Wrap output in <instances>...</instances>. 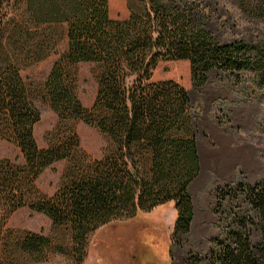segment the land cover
I'll return each mask as SVG.
<instances>
[{
  "label": "trees",
  "instance_id": "obj_1",
  "mask_svg": "<svg viewBox=\"0 0 264 264\" xmlns=\"http://www.w3.org/2000/svg\"><path fill=\"white\" fill-rule=\"evenodd\" d=\"M139 2L137 10L129 2L128 18L113 19L109 0H26V31L68 27V48L38 88L23 77L17 59L1 50L0 39V139L17 146L23 158L0 159V264H39L55 253L83 264L95 231L168 202L177 210L174 238H188L194 216L189 187L200 173V156L188 91L174 80H153L159 62L188 61L195 88L219 70L231 86L264 98V0H233L259 29L251 40L226 42L206 28L195 1ZM4 26L0 19V30ZM39 54L29 55V63L45 57ZM84 62L96 67L90 108L77 92L78 65ZM39 94L57 114L44 147L34 134ZM80 122L105 139L100 159L81 146ZM60 161L67 162L63 182L47 196L36 181ZM25 207L50 218L57 237L11 227V216ZM215 211L225 216V226L214 240L211 264H264V181L219 188ZM198 260L188 255L186 264Z\"/></svg>",
  "mask_w": 264,
  "mask_h": 264
},
{
  "label": "rangeland",
  "instance_id": "obj_2",
  "mask_svg": "<svg viewBox=\"0 0 264 264\" xmlns=\"http://www.w3.org/2000/svg\"><path fill=\"white\" fill-rule=\"evenodd\" d=\"M140 0H109L110 16L126 19L130 16L129 2L134 10ZM174 1L177 5L186 0ZM195 1L206 15V28L219 40L253 39L258 29L244 18L233 0ZM26 0H6L0 8V19L5 26L0 30L1 50L17 59L24 78L38 88L48 77L53 63L68 48L66 24L41 26L30 32L24 29ZM28 33H31L29 35ZM46 42V49H39ZM37 52L45 55L35 63L28 59ZM39 54V55H40ZM30 55V56H29ZM94 63L78 65L77 92L90 108L97 92ZM153 80H174L189 94L191 125L197 146L204 152L200 158V173L191 183L189 192L193 204V220L188 238H174L177 210L173 202L151 211L139 212L134 218L112 222L89 237L88 253L83 264H186V258H199V264H211L214 240L222 235L225 216L215 211L216 195L225 185H253L264 181V98L249 96L245 89L233 87L219 70L210 73L208 83L199 88L192 84L190 63L186 60L161 61L153 73ZM41 119L34 127L38 144L47 145L45 134L57 122V114L42 94L35 101ZM81 146L94 159H100L106 146L99 131L83 122L77 126ZM200 156V155H199ZM0 159L22 163L20 149L0 139ZM66 161L55 163L37 179V187L47 196L54 195L63 182ZM228 207V202L226 203ZM9 225L16 229L43 232L57 237L58 231L46 215L27 207L17 210ZM257 243V237H253ZM39 264H72L69 256L51 255Z\"/></svg>",
  "mask_w": 264,
  "mask_h": 264
},
{
  "label": "bare ground",
  "instance_id": "obj_3",
  "mask_svg": "<svg viewBox=\"0 0 264 264\" xmlns=\"http://www.w3.org/2000/svg\"><path fill=\"white\" fill-rule=\"evenodd\" d=\"M198 150H199V155H200L201 161H202V163L204 164V159H205V157H204L203 149H202V147H201L200 144H199V146H198Z\"/></svg>",
  "mask_w": 264,
  "mask_h": 264
}]
</instances>
